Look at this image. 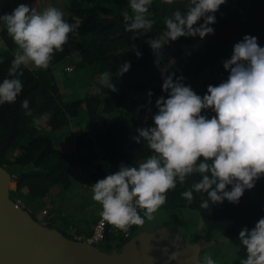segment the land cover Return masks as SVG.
Here are the masks:
<instances>
[{
	"label": "trees",
	"instance_id": "1",
	"mask_svg": "<svg viewBox=\"0 0 264 264\" xmlns=\"http://www.w3.org/2000/svg\"><path fill=\"white\" fill-rule=\"evenodd\" d=\"M50 3L64 12L65 20L77 26L76 31L69 35L64 51L54 55L48 69L22 66V93L15 103L0 105V163L13 174L14 198L27 196L26 201L33 204L36 199L46 201L52 210L72 208L78 201L85 204L81 206L85 209L96 205L91 185L117 172L122 164L138 166L151 155L146 142L136 143L133 138L139 135L138 128L154 126L156 100L168 95L162 88L164 76L173 75L174 80L182 76L183 83L202 97L209 85L217 86L227 80L230 73L222 62L231 58L234 45L245 35L255 36L259 46L264 47V0H226L214 14L216 23L209 25L214 34L203 39L196 36L170 41L158 64L149 42L166 30V17L176 10L186 12L187 0H177L173 5L153 0L149 19L155 23L151 31L135 40L133 33L126 30L124 20L125 12L132 15L129 0H49L48 7ZM202 23L203 19L194 27ZM0 37L4 44L0 49L2 83L9 78L17 46L1 28ZM136 51L142 54L139 58ZM124 62H130L131 67L119 76L117 69ZM67 65L81 72L86 81L79 87L77 77L65 75L68 82L64 85L71 86L68 94L60 87L64 81L62 74L68 73ZM105 71L117 91L101 85L100 77ZM24 99L29 101L30 116L21 107ZM202 114L208 118L215 115L210 109ZM39 118L47 125L39 126ZM72 124L76 127L73 134ZM199 179V175H193L183 185L178 183L175 190L167 193V202L158 211L195 210L203 217L204 225L202 233L197 228L189 229L191 241L196 234L215 237L217 243L231 241L236 246L233 259L224 254L223 264H239L247 255L238 240L240 230H251L264 218V177L252 189L245 190L238 204L225 199L208 209L200 207L206 194L193 192L191 205L181 196ZM46 220L53 224L54 219ZM195 223L194 219L192 224ZM69 224L78 226L75 221ZM138 231L132 226V234ZM116 239L118 234L108 231L106 239L100 242L110 250L128 238Z\"/></svg>",
	"mask_w": 264,
	"mask_h": 264
},
{
	"label": "clouds",
	"instance_id": "2",
	"mask_svg": "<svg viewBox=\"0 0 264 264\" xmlns=\"http://www.w3.org/2000/svg\"><path fill=\"white\" fill-rule=\"evenodd\" d=\"M162 2L173 5L177 0ZM152 3L153 0H129L132 15L125 12L124 20L133 40L151 31L155 23L149 19ZM225 3L226 0H187L186 12L176 10L166 17V30L149 42L157 64L170 41L196 36L203 39L214 34L209 25L216 23L214 14ZM201 19L203 23L194 27ZM0 23L17 46L9 78L0 83L3 105L15 103L22 93V66L48 69L54 55L64 51L77 26L67 22L64 12L55 6L37 11L26 4L0 15ZM135 47L133 44L134 51ZM136 55L139 58L142 54L136 51ZM222 63L230 73L227 80L209 85L202 97L183 83L182 76L175 80L173 75L163 77L162 88L168 95L156 100L154 126L138 128L139 135L133 138L136 143L146 142L151 155L138 166L122 164L117 172L91 185L92 199L101 206L104 222L125 233L132 226L143 227L165 205L167 193L193 175L200 179L181 196L191 205L193 192L206 194L200 204L203 209L225 199L238 204L245 190L264 177V47L259 46L255 36L245 35L234 45L231 58ZM130 67V62H124L117 69L119 76ZM100 83L117 91L107 71L101 74ZM21 107L26 115L32 114L27 99ZM209 109L215 113L211 118L202 114ZM238 240L247 254L239 264H264V218L251 230L242 228ZM175 259L176 252L168 257L169 262ZM202 264L216 262L205 254Z\"/></svg>",
	"mask_w": 264,
	"mask_h": 264
},
{
	"label": "water",
	"instance_id": "3",
	"mask_svg": "<svg viewBox=\"0 0 264 264\" xmlns=\"http://www.w3.org/2000/svg\"><path fill=\"white\" fill-rule=\"evenodd\" d=\"M12 179L0 163V264H202L201 250L218 244L215 237L190 241L175 227L153 222V229L142 228L108 250L39 219L12 196ZM203 225L199 216V233ZM174 252L177 259L169 262Z\"/></svg>",
	"mask_w": 264,
	"mask_h": 264
},
{
	"label": "rangeland",
	"instance_id": "4",
	"mask_svg": "<svg viewBox=\"0 0 264 264\" xmlns=\"http://www.w3.org/2000/svg\"><path fill=\"white\" fill-rule=\"evenodd\" d=\"M19 4H26L32 8H35L37 11H43L45 8L48 7L49 0H0V12H1L0 15L2 14V12L5 9H6V11H4V12L10 14L13 11V9H15ZM50 6L56 7V5L51 4V3H50ZM3 8H4V10H3ZM0 28H1V30L4 29L5 32H7L6 27L2 23H0ZM1 40L2 39L0 37V41ZM67 71H68V73L62 74L64 81H62V83L60 84L61 90L63 92H65L66 94H68V92H70V90H71L70 85H64L65 83L68 82V80H66V79H68V77H66L67 75L68 76L71 75L70 78L77 77V82H78L79 87H82L86 83L84 76L82 75L81 72L75 70L74 68L72 70H67ZM59 77L61 78V76H59ZM38 125L39 126L43 125V123H40ZM65 192L67 194V191H65ZM62 195H63L62 193H59V196H62ZM23 197H27V196H23ZM51 200H52V202H55L54 198H52ZM34 203L35 204H33L32 207L29 208V206H28L27 208L30 209L39 219H41L44 222H48L46 220V218L40 217L41 213L39 211L41 209V207L47 202L46 201L43 202L41 200L36 199L34 201ZM64 203H65V200L63 201V204ZM26 204L27 203H25V205ZM84 205L85 204L83 202L78 201L75 206H72L71 211H78L81 208V206H84ZM167 212L162 211L160 213V211H158L155 214V219L153 222H156L157 224H166V225L173 226L179 232H181L188 240L191 241V237L189 235V229L193 228L195 230L197 228V230H198V226H199V215L197 214V212L195 210H192V209H183L181 211H167ZM87 215H88V209L85 211V213L82 214V217L87 216ZM194 219H195L196 223L192 224V221ZM188 220H189L190 224H189ZM149 222L150 221L146 220L143 227H137V226L136 227L139 230L142 228L153 229L155 227L154 225H152L153 222H150V223ZM53 225H55V223H53ZM62 227L65 229L64 225H62ZM195 237H196L195 239H198L200 237L205 238L206 234L204 236L200 235V234H196ZM98 244L100 246L105 245L104 242H100ZM217 247L218 248L216 250H212V248L211 249L207 248L206 252L203 251L201 253V259H203L205 254L210 255L213 258V260H215L216 264H223L222 260L224 259V254L231 256V259H233V255H234L233 250L236 249V246L231 241H228V242H221L220 241V243H218ZM219 253H221V257L219 255Z\"/></svg>",
	"mask_w": 264,
	"mask_h": 264
},
{
	"label": "crops",
	"instance_id": "5",
	"mask_svg": "<svg viewBox=\"0 0 264 264\" xmlns=\"http://www.w3.org/2000/svg\"><path fill=\"white\" fill-rule=\"evenodd\" d=\"M2 41V40H1ZM0 41V49L4 46V44H2ZM3 49V48H2ZM45 120V119H44ZM39 124L43 123V125L45 124V122L42 120V118H39ZM40 125V126H43ZM46 126V124H45ZM47 128V127H46ZM75 126L74 124L71 125V129H70V133H74L75 132ZM66 139H68L67 136L64 137V141H66ZM27 188L24 187L23 191L27 192ZM22 200L24 201V203H27L25 206L29 208L32 207L33 202L26 201V197H21ZM47 197H44V199ZM49 202V201H48ZM48 208L49 209V215L46 217V219H50L53 221V223H55L56 226L61 227V229H64L62 227V225L65 226V229H67V225H69L70 221H75L77 223V227L80 228L82 231L85 232H89L91 231V229L93 228L94 223L96 222V218H98L100 216V212H101V206L99 204L96 203V205H90L88 206V208H80L78 211H71V208L65 209H53L51 210V207H49L48 203H45L42 208ZM88 209V217L84 216L82 217V214L85 213V211ZM40 211V210H39ZM52 212V213H51ZM70 217V219L68 218ZM72 217V219H71ZM44 218V216L42 217Z\"/></svg>",
	"mask_w": 264,
	"mask_h": 264
},
{
	"label": "built area",
	"instance_id": "6",
	"mask_svg": "<svg viewBox=\"0 0 264 264\" xmlns=\"http://www.w3.org/2000/svg\"><path fill=\"white\" fill-rule=\"evenodd\" d=\"M66 69L72 70L73 66L67 65ZM16 201L19 204L25 206V203L22 200V198L17 197ZM142 211L143 210H140V212H142ZM40 213H41L40 217L44 216V218H46L49 215V209L44 207V208L40 209ZM66 230L69 233L68 235L72 236L73 238L80 239V240H86V241H89V242L95 243V244H98L100 241L105 240L106 234L108 231H114L116 234H118V239H116V240H120L122 238L127 239V238H130L132 236V227L130 228V230L127 233H125L121 230L115 229L113 226L104 222L102 220L101 216L98 217L97 221L93 225V228L89 232L82 231V230L78 229L73 224L67 225Z\"/></svg>",
	"mask_w": 264,
	"mask_h": 264
},
{
	"label": "flooded vegetation",
	"instance_id": "7",
	"mask_svg": "<svg viewBox=\"0 0 264 264\" xmlns=\"http://www.w3.org/2000/svg\"><path fill=\"white\" fill-rule=\"evenodd\" d=\"M153 221H154V220H152V221H150V222H153ZM150 222H149V223H150ZM203 251L206 252V249H202V250H201V253H202ZM201 253H200V254H201Z\"/></svg>",
	"mask_w": 264,
	"mask_h": 264
}]
</instances>
